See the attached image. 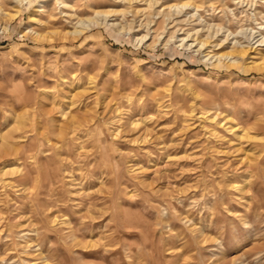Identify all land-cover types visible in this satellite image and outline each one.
Segmentation results:
<instances>
[{
  "label": "rangeland",
  "instance_id": "obj_1",
  "mask_svg": "<svg viewBox=\"0 0 264 264\" xmlns=\"http://www.w3.org/2000/svg\"><path fill=\"white\" fill-rule=\"evenodd\" d=\"M153 1L0 0V264H264V0Z\"/></svg>",
  "mask_w": 264,
  "mask_h": 264
},
{
  "label": "bare ground",
  "instance_id": "obj_2",
  "mask_svg": "<svg viewBox=\"0 0 264 264\" xmlns=\"http://www.w3.org/2000/svg\"><path fill=\"white\" fill-rule=\"evenodd\" d=\"M25 0H15V4L18 5V6H21L23 5V2ZM66 1V0H65ZM130 4L131 2L133 1H137V0H127ZM143 1V0H142ZM156 1V0H154ZM153 1V2H154ZM157 2V1H156ZM145 3H148L149 5V2H146ZM152 3V2H151ZM133 4V3H132ZM158 5V4H156ZM145 6V5H144ZM151 7V6H150ZM149 7V8H150ZM154 7V6H153ZM191 7H194L192 3H186V4H183L182 6L178 7L173 5L171 8H175L176 10L177 9H180V10H183V9H186V8H191ZM167 9V8H166ZM197 10V9H196ZM1 11V10H0ZM141 11V10H140ZM146 11V10H145ZM147 11H148V7H147ZM150 11V10H149ZM170 11V10H169ZM139 13V11H137ZM177 12V11H176ZM179 12V10H178ZM115 13V11H107V12H96L95 13V17L90 19V20H80L77 24H75V26L73 27V32L72 33H67L64 35V40L66 39H69L68 37H73V39H77L78 37H80L81 35H83L86 31L90 30L92 27H98V26H101L102 24H105L107 22V18L110 17L111 14ZM146 13V12H145ZM160 13V12H159ZM158 13V14H159ZM162 13V12H161ZM18 14V11L16 12V14H13V15H6L5 17H8L10 20H13L16 15ZM137 14V13H136ZM155 15V13H153ZM168 14V13H167ZM171 14V13H170ZM151 15V14H150ZM178 15V14H177ZM152 16V15H151ZM166 16V15H165ZM194 16H192L193 18ZM96 18H103V19H98L96 20ZM101 22V23H100ZM179 23V22H178ZM147 25V24H146ZM115 26V25H113ZM148 26V25H147ZM2 25H0V31L2 30ZM263 28V27H262ZM124 29V28H123ZM261 29V27H260ZM264 29V28H263ZM3 30H7V27L4 26V29ZM198 31V30H197ZM200 32V31H199ZM34 36V38L36 40H40V39H45L44 36L40 35L39 33L37 34L36 32L32 31L31 32ZM196 34V33H195ZM263 35V34H261ZM189 37H191L190 34L187 35V37L185 36L184 38L181 39L180 42H184L186 39H188ZM209 37V36H208ZM211 37V36H210ZM147 38V35L142 37L140 39L139 42H142L144 41L145 39ZM173 38H176V37H171L169 38L168 42H171V40H173ZM263 41L261 42H264V36L262 37ZM193 43L195 42H198V39H194L192 41ZM206 45H210L209 42L207 40H201L198 42L197 46H200V49L203 48L204 46ZM193 44L190 45V47H192ZM211 46V45H210ZM261 46V45H259ZM215 47V46H214ZM194 48V47H193ZM215 55V54H214ZM207 57V56H206ZM211 59H215L214 62L217 63V65H224V61H226L227 59L228 60V63L226 65H228L229 67H237V66H240V65H243L246 63V61L248 60H253V59H257L260 61V63H256V62H252L253 66L252 67H249V68H252V69H256V70H261V71H264V48L263 49H257V48H253V46L251 45V43H248L247 46H239V47H233L229 52H226V53H223V54H218L217 56H214L212 57ZM216 65V66H217ZM202 119H205L207 121H210V122H213L216 117L212 118V119H209V118H205L204 115H201ZM220 125V124H219ZM232 128V127H231ZM233 129V128H232ZM209 132H213V131H209ZM59 135H63V131L62 129L59 130ZM213 135V134H212ZM241 137V136H240ZM64 138V137H63ZM60 141V140H59ZM12 151V149H11ZM16 152V151H15ZM14 152V153H15ZM9 154V152H8ZM12 154V153H11ZM17 171V170H16ZM15 169H11L10 167H4L0 170V174L2 177L8 175L10 172H16Z\"/></svg>",
  "mask_w": 264,
  "mask_h": 264
},
{
  "label": "clouds",
  "instance_id": "obj_3",
  "mask_svg": "<svg viewBox=\"0 0 264 264\" xmlns=\"http://www.w3.org/2000/svg\"><path fill=\"white\" fill-rule=\"evenodd\" d=\"M244 227H247V225H244Z\"/></svg>",
  "mask_w": 264,
  "mask_h": 264
}]
</instances>
